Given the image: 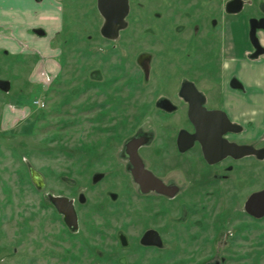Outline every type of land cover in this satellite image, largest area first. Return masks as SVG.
I'll return each instance as SVG.
<instances>
[{
	"label": "rangeland",
	"instance_id": "obj_1",
	"mask_svg": "<svg viewBox=\"0 0 264 264\" xmlns=\"http://www.w3.org/2000/svg\"><path fill=\"white\" fill-rule=\"evenodd\" d=\"M46 1L64 16L52 54L20 59L11 55L16 43L0 48V80L10 82L8 91L0 89V264H264V217L244 207L264 189V159L211 166L199 146L186 157L173 150L175 133L187 125L179 120L187 109L177 96L181 82L191 78L211 89L224 79L234 44L238 53L249 48L250 16L261 0H245L220 33L211 24L194 30L188 6L204 3L210 20L226 0H130L127 26L113 40L102 35L97 0ZM10 5L41 3L0 0ZM166 98L180 110H162ZM246 128L230 138L264 148V132ZM138 139L145 140L138 142L145 163L178 188L174 199L139 190L129 158ZM60 195L76 202L73 231L50 200ZM157 208L166 247L136 245L142 229L155 224ZM116 223L127 226V252L112 244ZM116 247L125 261L111 260Z\"/></svg>",
	"mask_w": 264,
	"mask_h": 264
},
{
	"label": "flooded vegetation",
	"instance_id": "obj_2",
	"mask_svg": "<svg viewBox=\"0 0 264 264\" xmlns=\"http://www.w3.org/2000/svg\"><path fill=\"white\" fill-rule=\"evenodd\" d=\"M37 1H38V3H41V4L46 3V0H37ZM231 1L232 0H226L222 4L221 9L219 11H217V14L216 15L212 14V17L210 20H209L210 15L208 13V6H204V3L201 2V3L189 5L188 7H189V10L191 11V13L195 12V14L193 15L194 17H196V19H193L194 20L193 24H195L194 30L202 31L204 29L205 25L211 24L212 28H214V31L217 33H220L221 30L224 29L223 27H225L226 17L228 18L227 22H229V20H231L235 16V14H240L241 10L243 9L242 8L241 10H239L237 12L229 11V2H231ZM243 1H244V5H245L246 2H245V0H243ZM263 2H264V0H261L258 3V6H257L255 13L252 16H250V23H249V27H248L249 37H250V30H251V19L256 18L257 20H260V19L264 18V12L261 9V4ZM128 4H129L128 13L126 14V16L124 18L126 25L119 29L118 34L115 37H106L102 33V35L106 39L113 40V39L118 38L120 30L127 26V17L129 16L130 11H131L130 0H128ZM244 5H243V7H244ZM97 8H98V0H97ZM98 10H99V8H98ZM99 12H100V10H99ZM100 14H101V12H100ZM61 19H62V25H63V21H64L63 10H61ZM104 20L106 21L105 17H104ZM253 24L257 25L258 22H255V23L253 22ZM39 30H42V29L36 28V29H33V32L39 34L38 33ZM260 30H264V29L263 28L257 29V37H258L259 42L262 46L261 47V50H262V49H264V44L262 42V39L259 38V36H258V33ZM44 31H45V34L42 36L46 35V30H44ZM227 33H228V36L230 37L231 42L233 43L231 32L228 31V24H227ZM39 35H41V34H39ZM234 46H235V52L233 53V56L238 54L237 47L235 44H234ZM255 52H256V48L254 47V45L252 44L251 39H250L249 48H248V51H247L245 58L248 60H255L257 57L264 55V52H263L258 56H254ZM232 57L228 61H225V64H224L225 73L223 75L224 79H222L221 81H217L216 83H211L210 84L211 89L205 88V87H200L198 85V83L191 78L184 79L181 82L180 87L178 89L177 96L186 105L187 109L185 112L186 116L181 114L179 116V120L180 121L187 120V125H182L177 130V132L175 133L174 142H173V144H174L173 150H174V152H176V155H178V156L180 155L181 157H186V155L189 154L192 151V149H194L196 146H199L201 149L203 160L206 162L207 165H211V166L218 165V164L222 163L223 161H225L226 159H229V158L234 159V160H239V159L249 157V156H256L260 159H264V157H259L256 154L245 155V156L239 157V158L234 157L232 155H228V156L220 158L214 162H210L205 156V151H204V146H203L202 141L197 136L194 137V139L192 140L193 136H195L197 134V126L195 125L193 119L190 116V108L192 106L191 101L182 93V89L184 86L188 87V88L190 86H192L198 92L199 98L197 99V101H195L196 106H199L200 108H203L204 110H208V111H211V110L222 111L228 116L229 120L233 124L239 125L241 127V129L237 132L236 131H229L227 133L222 134L221 137L223 140H225V141L227 140L229 143H234L237 145H247V146L257 148L254 146V144H243V143L236 142L230 138V135H232V134H240L241 132H243V130H245V129L247 130L248 128H246V126L249 127V125L251 126L250 132L254 133V134L257 133L255 130V125L252 121H249L247 124L242 123V122L234 119L231 116V114L228 112V110L225 108V102H226L225 90L227 88L235 90V91H244V92L246 91L245 86H244L241 78L239 77V74L237 71V63L235 61L231 60ZM210 91L211 92L218 91V93L211 95ZM34 103H35V101H34ZM160 105H161L162 110H164L165 112H170V113L177 112L181 108V106L179 104L173 102L171 99H168V98L161 100ZM42 106H45V102H43ZM143 141H145V140L138 139L134 142V146L132 147V150L130 152V157H129L130 161H131L130 163L132 165L131 168H132L133 177L135 179V182L138 185L139 190L143 194L154 193L158 196L166 198L167 200L174 199L177 192H178V188L175 185H173L172 183L165 181L163 176L158 174V172L153 170V168L149 167L145 163L144 158L141 157V155L139 154L138 142H143ZM159 149H161V148H159ZM257 149H264V148H257ZM159 154H160V152H159ZM58 197L68 198L72 202V204L75 208L76 214H77V224H74L73 222L71 225L67 224L65 212L60 211L59 208L57 207V205L53 201L54 198H58ZM113 197L110 198V200L112 202L116 201V199H117L115 196H113ZM248 197H247V199H248ZM247 199H246V201H247ZM50 200L55 205L58 212L61 214V218L66 223L68 229L70 231H73L79 222V213H78V208H77L75 200L73 198H70V197L64 196V195L50 196ZM60 207L63 208L64 210L68 208V206L66 204L65 205L62 204V205H60ZM244 207H245V205H244ZM112 209L114 210V208H112ZM207 210H208L207 211V214H208L210 208L207 207ZM245 211H246V209H245ZM163 213L164 212L161 208L155 209V211L153 212L155 224L152 226H147V227L142 229V231L139 233V235H137V238L135 240L136 245H140L141 247H145L147 249H153V250L154 249L162 250L166 247L167 237H166V232L164 229L165 225L163 223H161V215H163ZM218 213H220V211H218ZM186 214H187L186 212L184 214L182 212V216L184 215V217H185ZM248 215L253 217V218H256V219L264 217L263 216V217L258 218V217L253 216L250 213H248ZM115 225H116V228L114 227L115 236H112L113 237L112 244L117 246L120 250L122 249L121 251L127 252L129 250L130 246H132V241L129 237V234L127 231V226L123 223H121V224L116 223ZM117 247H116V249H114V248L111 249V251H112L110 254L111 260L117 261V262L125 261L126 260L125 255H123V254H121L119 256L115 255V254L119 253V249ZM207 263H210V261ZM218 264H219V262H218Z\"/></svg>",
	"mask_w": 264,
	"mask_h": 264
},
{
	"label": "crops",
	"instance_id": "obj_3",
	"mask_svg": "<svg viewBox=\"0 0 264 264\" xmlns=\"http://www.w3.org/2000/svg\"><path fill=\"white\" fill-rule=\"evenodd\" d=\"M29 7L32 9L30 10ZM29 7L26 5L24 7L0 6V48L3 49V44L11 41L16 43L17 47L13 49L12 54L6 50L9 54L17 57L22 56L20 59L35 56L42 59L45 56H50L53 52L51 39L61 29V10L56 4L53 5L49 1H46L45 4L42 3L39 9L33 6ZM18 8H21L22 11H19ZM56 11L57 13H55ZM50 27H52V34L49 36L48 28L50 30ZM36 28L46 30V35L34 33L33 29ZM262 42L264 44V35ZM42 43L43 46L40 47L39 45ZM247 51L248 48L245 47L231 59L237 63V71L246 91L227 88L225 90V108L234 119L246 124L252 121L256 132H264V55L255 60H248L245 58ZM259 64L262 65L260 67L262 69H258ZM254 65L258 66L255 70H253ZM246 68H249V74L245 73ZM51 72L50 70L45 71L47 76Z\"/></svg>",
	"mask_w": 264,
	"mask_h": 264
},
{
	"label": "water",
	"instance_id": "obj_4",
	"mask_svg": "<svg viewBox=\"0 0 264 264\" xmlns=\"http://www.w3.org/2000/svg\"><path fill=\"white\" fill-rule=\"evenodd\" d=\"M243 0H232L229 2V11L237 12L243 8ZM231 6V7H230ZM98 8L101 14L106 18L102 27V33L106 37H115L121 27L126 25L124 20L128 13V0H98ZM261 9L264 12V2L261 4ZM253 22H258L254 25ZM264 29V18L257 20L251 19L250 39L256 52L254 56H258L264 52L261 50V44L257 37V29ZM39 34L44 35L45 31L39 30ZM189 85V84H188ZM0 88L4 91L10 89V82L7 80H0ZM182 93L191 101L190 116L197 126V134L193 136L198 137L204 146L205 156L210 162H214L220 158L228 155L234 157H243L245 155L256 154L259 157H264V149H257L247 145H237L229 143L222 139V134L229 131H239L241 127L233 124L228 116L219 110H204L195 105V101L199 98V94L192 86L183 87ZM60 211L65 212L66 222L71 225L72 222L77 224V214L72 202L68 198L58 197L53 199ZM67 205V209H63L60 205ZM245 209L248 213L255 217L264 216V189L253 192L245 202ZM207 264H215L213 262ZM218 264V262H216Z\"/></svg>",
	"mask_w": 264,
	"mask_h": 264
},
{
	"label": "built area",
	"instance_id": "obj_5",
	"mask_svg": "<svg viewBox=\"0 0 264 264\" xmlns=\"http://www.w3.org/2000/svg\"><path fill=\"white\" fill-rule=\"evenodd\" d=\"M35 104H38V105H40V106L43 105V103H42L40 100H36V101H35Z\"/></svg>",
	"mask_w": 264,
	"mask_h": 264
}]
</instances>
